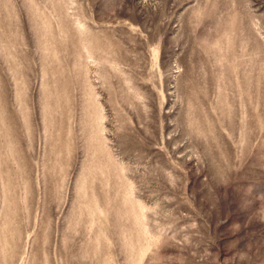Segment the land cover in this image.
Here are the masks:
<instances>
[{"label": "rangeland", "instance_id": "obj_1", "mask_svg": "<svg viewBox=\"0 0 264 264\" xmlns=\"http://www.w3.org/2000/svg\"><path fill=\"white\" fill-rule=\"evenodd\" d=\"M0 264H264V0H0Z\"/></svg>", "mask_w": 264, "mask_h": 264}]
</instances>
